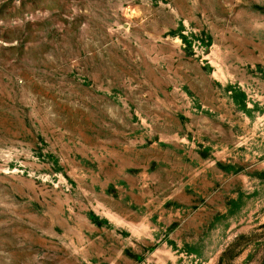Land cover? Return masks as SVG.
Wrapping results in <instances>:
<instances>
[{"label":"rangeland","instance_id":"obj_1","mask_svg":"<svg viewBox=\"0 0 264 264\" xmlns=\"http://www.w3.org/2000/svg\"><path fill=\"white\" fill-rule=\"evenodd\" d=\"M0 264H264V0H0Z\"/></svg>","mask_w":264,"mask_h":264}]
</instances>
